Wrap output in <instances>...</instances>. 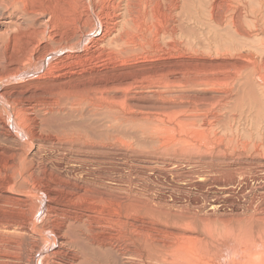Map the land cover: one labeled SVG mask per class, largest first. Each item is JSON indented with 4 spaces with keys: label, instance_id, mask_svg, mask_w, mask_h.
<instances>
[{
    "label": "bare ground",
    "instance_id": "obj_1",
    "mask_svg": "<svg viewBox=\"0 0 264 264\" xmlns=\"http://www.w3.org/2000/svg\"><path fill=\"white\" fill-rule=\"evenodd\" d=\"M26 1L0 0V264H264V0Z\"/></svg>",
    "mask_w": 264,
    "mask_h": 264
},
{
    "label": "rangeland",
    "instance_id": "obj_2",
    "mask_svg": "<svg viewBox=\"0 0 264 264\" xmlns=\"http://www.w3.org/2000/svg\"><path fill=\"white\" fill-rule=\"evenodd\" d=\"M87 2H89L90 0H86ZM56 2L57 3H60V11H62V13L64 14L65 13V10H67V11H73V8H74V4L73 5H71V3H72V0H56ZM81 2H82V0H78V3L79 4H81ZM22 6H24V8H26V9H28V10H30L31 12H35V14H33V15H31L30 17H31V19L33 18L34 19V21H35V25H38V22L35 20V19H37V16L39 15L38 13L40 12V11H42L43 9H45V5H41L40 6V4H37V2L35 1V0H27L24 4H22ZM65 9V10H64ZM7 16V14H4L3 15V17H6ZM21 16V15H20ZM18 17H17V15H16V17L14 18V21H17L18 19H17ZM23 18V19H22ZM21 19H20V21L22 22V23H24V21H25V17H22ZM5 19V18H4ZM17 19V20H16ZM59 17L57 18V16H56V25L58 24V21H59ZM3 20V18L0 20V21H2ZM9 19H5V21H8ZM198 28V27H197ZM201 28V29H200ZM199 29L202 31V32H195L196 34L194 35V37H196L197 39H199V35H201V34H204L203 36H202V39H199V40H202V42H204V44H206L207 45V43L209 42V43H211V44H213V41H214V39L216 38L219 42H221L222 40L223 41H230L229 40V38L226 36V38H225V36H223L224 34H221V33H219L218 31L219 30H217V29H214L213 31H212V33L211 34H209L208 33V31H210V29H209V26H207V25H205V26H203V27H200ZM205 29H206V32H205ZM98 33H100L99 31H97V32H90V33H88V36H86L85 37V39H86V42H84L85 44L86 43H88V41H89V39H90V37H94V36H96ZM208 34V35H207ZM218 34H220V35H218ZM212 36H213V38H212ZM231 39V38H230ZM222 43V42H221ZM224 43V42H223ZM222 43V44H223ZM213 46H214V44H213ZM63 51H60V52H57L56 53V55H58V56H56L54 53L53 54H49L46 58H45V60L44 61H50L52 58H54V59H57L61 54H63L62 53ZM56 58H55V57ZM212 57H214V56H212ZM50 58V59H49ZM43 62V61H42ZM42 62H41V64H40V66L42 65ZM42 67V66H41ZM40 67V68H41ZM29 76L30 77H32L33 76V74H29ZM199 92V91H201V90H196V92ZM126 110H124V112H125ZM254 112H256L255 110H253V113ZM253 115H255L254 116V118H253V120L254 121H252V124L253 123H255L254 125H253V129L252 130H254L253 132L255 133V135H257L258 134V130L256 131V128H259V127H261V124H262V122H263V119H264V117H261L260 119H259V116L257 115V113H254ZM255 120H256V122H255ZM262 120V121H261ZM259 124H258V123ZM257 125V127H255Z\"/></svg>",
    "mask_w": 264,
    "mask_h": 264
}]
</instances>
